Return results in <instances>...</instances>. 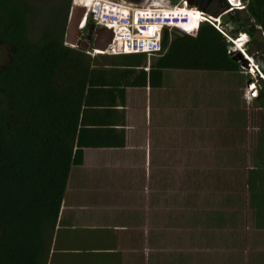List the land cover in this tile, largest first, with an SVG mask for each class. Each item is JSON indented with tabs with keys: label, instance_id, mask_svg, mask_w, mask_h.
<instances>
[{
	"label": "trees",
	"instance_id": "16d2710c",
	"mask_svg": "<svg viewBox=\"0 0 264 264\" xmlns=\"http://www.w3.org/2000/svg\"><path fill=\"white\" fill-rule=\"evenodd\" d=\"M72 6L73 0H58L33 41L32 8L0 0V44L9 49L0 68V264H39L41 237L57 223L71 169L83 164L84 149L125 145L124 134H117L115 143L112 132L85 122L88 106L102 103L90 98L104 92L99 83H105L106 74L84 50L66 45ZM248 10L264 31V0H250ZM188 19L190 24L178 28L193 33L202 20ZM163 47L162 68L240 70L226 36L209 23L197 36L167 31ZM260 87L264 117V80ZM261 145L247 185L251 206H259L256 225L263 228L264 128ZM212 217L233 221L220 212Z\"/></svg>",
	"mask_w": 264,
	"mask_h": 264
},
{
	"label": "crops",
	"instance_id": "0c3cea01",
	"mask_svg": "<svg viewBox=\"0 0 264 264\" xmlns=\"http://www.w3.org/2000/svg\"><path fill=\"white\" fill-rule=\"evenodd\" d=\"M190 3L214 15L225 7L224 0L223 5L218 0ZM226 17L236 27L238 21L230 14L221 17V23ZM90 42L84 43L87 50L79 48L106 75L105 83H99L104 92L90 98L102 103L88 106L85 122L88 128L112 132L115 143V136L124 134L125 145L84 149L83 164L71 169L57 223L41 237L39 264H192L196 248L191 246L189 230H180L191 219L177 214V205L164 194L172 187L170 175L159 182L162 185L149 178L169 173L161 172L168 168L162 160L174 148L178 135L189 129L188 121L190 129L207 124L208 118L195 110L203 99L195 98L198 94L186 88V81L208 71L162 68L163 54H95L94 41ZM169 217L178 220L179 229L165 224ZM256 222L255 218V226L264 229Z\"/></svg>",
	"mask_w": 264,
	"mask_h": 264
},
{
	"label": "rangeland",
	"instance_id": "374dc122",
	"mask_svg": "<svg viewBox=\"0 0 264 264\" xmlns=\"http://www.w3.org/2000/svg\"><path fill=\"white\" fill-rule=\"evenodd\" d=\"M19 1L32 8L30 37L38 41L50 20L48 13L58 0ZM106 1L139 8L148 0ZM41 14L45 19H41ZM91 16L93 19L95 14L91 13ZM229 20V17L223 19L222 27L227 32L230 52L241 64L240 70L223 76L203 71L188 80L186 78V88L198 94L196 99H203L195 105V110L208 118L207 124L203 122L205 126L190 129L191 121L187 122L185 118L190 130L178 135L174 148L171 147L162 160L168 168L161 172L169 173H158L149 178L163 183V178L170 175L168 184L172 187L168 186L169 190L164 194L177 205V214H186L191 219L190 224L186 223V227L180 230H189L191 246L196 248L192 252V264H264V229L255 226V212L250 205L247 185V174L255 166L258 151L262 149L264 117L258 97L264 74L261 75L255 59L248 53V44L244 48L239 47L237 38L240 39L242 30L235 29ZM94 23L96 25V21ZM182 23L183 20L176 23V27L183 26ZM176 27H172L171 32L185 34ZM8 56L9 49L0 44V68ZM253 63L257 70L253 69ZM232 139L234 142L230 144ZM146 180L145 176L143 183ZM226 198L231 203L226 204ZM187 203L189 206L185 205ZM219 212L228 218L232 216V223H222L216 217L213 220L212 216L219 217ZM166 223L176 225L177 229L180 227L173 217H169Z\"/></svg>",
	"mask_w": 264,
	"mask_h": 264
},
{
	"label": "built area",
	"instance_id": "2783aa9c",
	"mask_svg": "<svg viewBox=\"0 0 264 264\" xmlns=\"http://www.w3.org/2000/svg\"><path fill=\"white\" fill-rule=\"evenodd\" d=\"M227 1L231 6L227 7L226 11L221 14L220 17H215L213 13H209L196 6L190 5V0H178L176 3L174 0H148L147 3L145 2L139 6V8H130L119 3L110 2L112 11H109V9L106 8L108 6L100 1L97 8H92L91 5L87 7V17L84 19L83 26L87 21L88 16L92 13L95 14L93 19L96 21L97 25L105 27L109 26L108 28L113 31L114 39L112 43L105 51H100L101 54H146L151 57L163 53L165 35L167 31H170L171 33V30L176 27L174 24L181 22V20H183L184 25L190 24L189 17L187 16L183 19L178 17V20L173 22L172 15H169V13H173L174 16V11L180 8L184 10L195 9L198 14H202L201 19L203 20L201 24L209 23L222 34L227 36L226 31L220 23L221 17L230 14L236 8L245 9L247 7V3L243 0ZM84 4L87 3L84 2ZM102 7L105 8V10L102 9ZM98 11H102V13L99 14L97 13ZM117 13L119 15H117ZM123 29H125V31H123ZM198 31L199 25H197L195 32L189 33L196 34Z\"/></svg>",
	"mask_w": 264,
	"mask_h": 264
},
{
	"label": "water",
	"instance_id": "95a60500",
	"mask_svg": "<svg viewBox=\"0 0 264 264\" xmlns=\"http://www.w3.org/2000/svg\"><path fill=\"white\" fill-rule=\"evenodd\" d=\"M225 1V0H224ZM226 11V8L221 12L217 13L215 17H220ZM87 9L79 5H73L70 19L66 32V45H71L72 47H82L87 50V45L85 46L80 42V36L82 31L80 29ZM233 19L239 21L241 26H243L242 33L247 34L251 46L248 47V53L255 59L257 67L261 70H264V31L261 26L256 22L254 17L249 13L247 9L238 10L235 9L230 13ZM95 28V25H92ZM248 28H251L252 31H247ZM92 34L89 35L88 40L94 41V48L97 50L105 51L108 46L112 43L114 39V33L111 29L100 28L93 30Z\"/></svg>",
	"mask_w": 264,
	"mask_h": 264
},
{
	"label": "bare ground",
	"instance_id": "6f19581e",
	"mask_svg": "<svg viewBox=\"0 0 264 264\" xmlns=\"http://www.w3.org/2000/svg\"><path fill=\"white\" fill-rule=\"evenodd\" d=\"M76 1V4L78 5V3H79V5H82L83 7H85L86 9H87V7L89 6V5H91V7L92 8H94V7H98V4L100 3V1L101 2H104L105 1V5L106 6H108V7H106V8H108L109 9V11H112V7L110 6V2H108V1H106V0H92V1H90V0H75ZM84 2H86L87 4H84ZM98 2V3H97ZM97 3V4H96ZM102 9H104L105 10V8H103L102 7ZM116 11V10H115ZM127 14V13H126ZM169 15H172V20L175 22V21H177L178 20V17H180L181 19H183L185 16H187V17H189V18H194V19H199V20H203V19H201L202 18V14H198L197 13V11L195 10V9H182V8H180V9H177L176 11H174V16H173V13H169ZM174 26H176V24H174ZM109 27V26H108ZM123 31H125V29H123ZM243 34H245V33H243ZM242 34V35H243ZM242 35H240V36H242ZM244 36H246V35H244ZM247 37V36H246ZM240 37V39H238V45H239V47H241V48H244L245 47V45L249 42V38L247 37ZM242 38V39H241ZM102 52V50H97V52H96V54L98 53V54H101V52ZM243 53L244 54H246L245 53V51H243ZM247 55V54H246ZM248 56V55H247ZM249 57V56H248ZM248 59V58H247ZM249 59H250V57H249ZM253 69H256V68H254L253 67ZM258 69V68H257ZM256 69V70H257ZM254 72H256V71H254ZM262 75V74H261Z\"/></svg>",
	"mask_w": 264,
	"mask_h": 264
},
{
	"label": "flooded vegetation",
	"instance_id": "af4514ba",
	"mask_svg": "<svg viewBox=\"0 0 264 264\" xmlns=\"http://www.w3.org/2000/svg\"><path fill=\"white\" fill-rule=\"evenodd\" d=\"M218 1H219V4H220V5H223V0H218ZM92 25H94V24L90 22V23H88V25H85V27L81 29L82 34H81V36H80V42H81L82 44H84V43H89V44L91 45V42L88 41V37H89V35L92 34L91 32H92L93 29H94V27H93ZM235 29H237V30H239V31H241V30L243 29V26H241V23H240L239 21L236 23V27H235ZM247 31L251 32L252 29H251V28H248ZM250 42H251V41H250ZM252 44H253V43H251V44L249 43V46H251Z\"/></svg>",
	"mask_w": 264,
	"mask_h": 264
},
{
	"label": "clouds",
	"instance_id": "9594fccd",
	"mask_svg": "<svg viewBox=\"0 0 264 264\" xmlns=\"http://www.w3.org/2000/svg\"><path fill=\"white\" fill-rule=\"evenodd\" d=\"M236 1H238V0H236ZM239 1H242V0H239ZM244 2H246V0H243ZM225 2V7H224V9L225 8H227V7H229V6H231L230 5V3L227 1V0H225L224 1ZM176 3V2H175ZM247 3V2H246ZM73 5H77L76 4V1L75 0H73ZM190 5H191V3H190ZM80 6V5H79ZM73 7V6H72ZM83 7V6H82ZM247 7H248V5H247ZM245 8V9H247L248 10V8ZM236 9H238V10H243V9H239V8H236ZM88 12V11H87ZM227 15H229V14H227ZM227 15H225V16H227ZM224 16V15H223ZM222 16V17H223ZM85 17H87V13H86V15H85ZM89 18H92V16L90 15V16H88V18H87V21L84 23V26H83V23H82V25H81V27H80V29H82V28H84L85 27V25H88V23H89ZM85 19V18H84ZM222 19V18H221ZM221 19H220V23H221ZM225 19V18H224ZM93 20V19H92ZM83 22H84V20H83ZM217 23H218V21H217ZM94 25H95V23H93ZM204 24V23H203ZM202 25V24H201ZM200 25V26H201ZM221 25L223 26V23H221ZM200 26H199V29H200ZM95 27H103V28H108V27H105V26H99V25H95ZM109 29V28H108ZM170 32V31H169ZM185 34H192V33H187V32H184ZM227 33V32H226ZM242 35V34H241ZM247 35V34H246ZM237 39H239V37L237 38ZM232 43H235V40H232L231 41ZM249 42H250V40H249ZM249 42L247 43L248 44V46H249ZM74 48H79V47H74ZM95 51V54H96V51H97V49H95L94 50ZM98 54V53H97ZM258 68V67H257ZM258 71L262 74V71H261V69H259L258 68Z\"/></svg>",
	"mask_w": 264,
	"mask_h": 264
}]
</instances>
